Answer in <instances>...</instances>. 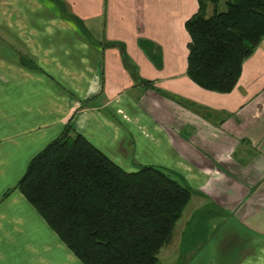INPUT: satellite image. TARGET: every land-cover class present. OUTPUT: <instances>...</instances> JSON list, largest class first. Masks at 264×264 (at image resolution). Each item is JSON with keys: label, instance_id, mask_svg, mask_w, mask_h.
I'll return each instance as SVG.
<instances>
[{"label": "crops", "instance_id": "obj_1", "mask_svg": "<svg viewBox=\"0 0 264 264\" xmlns=\"http://www.w3.org/2000/svg\"><path fill=\"white\" fill-rule=\"evenodd\" d=\"M199 4L0 0V264H83L15 186L66 125L194 189L159 264H264V36L230 91L205 89L187 74Z\"/></svg>", "mask_w": 264, "mask_h": 264}, {"label": "trees", "instance_id": "obj_2", "mask_svg": "<svg viewBox=\"0 0 264 264\" xmlns=\"http://www.w3.org/2000/svg\"><path fill=\"white\" fill-rule=\"evenodd\" d=\"M199 9L207 1L198 0ZM225 10L185 22L187 74L227 92L264 36V0H225ZM16 188L83 264H159L192 189L165 170L126 171L66 125L28 162Z\"/></svg>", "mask_w": 264, "mask_h": 264}, {"label": "rangeland", "instance_id": "obj_3", "mask_svg": "<svg viewBox=\"0 0 264 264\" xmlns=\"http://www.w3.org/2000/svg\"><path fill=\"white\" fill-rule=\"evenodd\" d=\"M214 8H216L218 11H222V10H225V8H226V5H225V0H217V1H215V3L214 2H210V1H207L206 2V5H205V8H204V10H203V15L204 16H209L210 14H212V12H213V10H214ZM192 189V194H193V192H194V189L193 188H191ZM193 196V195H192ZM192 196H191V198H192ZM191 198H190V200H191ZM190 202V201H189ZM185 213V212H184ZM185 215V214H184ZM182 219H185V216L182 218ZM182 219L181 220H178L177 221V223H176V225H175V228H174V231H175V234H178L179 232H180V230H181V225H182ZM195 223V222H194ZM194 223H189V226L188 227H190V229H192L193 231H194V229H196V228H193L191 225H193ZM212 225V224H211ZM211 225H209V228H208V231H211L212 229H214L213 228V226H211ZM196 226V223L194 224V227ZM191 231H188V232H185V235L187 234H189ZM204 233V232H203ZM168 244V243H167Z\"/></svg>", "mask_w": 264, "mask_h": 264}]
</instances>
